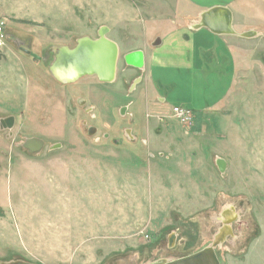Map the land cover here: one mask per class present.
I'll return each mask as SVG.
<instances>
[{
    "label": "rangeland",
    "instance_id": "rangeland-1",
    "mask_svg": "<svg viewBox=\"0 0 264 264\" xmlns=\"http://www.w3.org/2000/svg\"><path fill=\"white\" fill-rule=\"evenodd\" d=\"M227 3L234 28L260 33L232 37L230 92L201 112L219 100L230 71L210 57L191 71L172 56L174 78L158 92H167L165 110L193 107V123L171 111L155 122L128 91L139 73L123 55L148 46L161 20ZM102 25L118 45L116 80L57 81L48 67L54 49L96 38ZM0 26V119L13 124H0V263L182 257L212 241L221 225L213 216L228 203L238 215L216 249L219 261L264 264V0H0ZM30 137L43 139L36 152L21 146Z\"/></svg>",
    "mask_w": 264,
    "mask_h": 264
},
{
    "label": "water",
    "instance_id": "water-1",
    "mask_svg": "<svg viewBox=\"0 0 264 264\" xmlns=\"http://www.w3.org/2000/svg\"><path fill=\"white\" fill-rule=\"evenodd\" d=\"M233 20V12L230 7L227 5L212 6L200 12L197 20L193 21L190 27L191 29L205 28L217 35H237L245 38L258 35V32L254 29L235 32ZM108 31L109 27L102 25L97 29L96 38L80 36L73 47L67 45L56 47L53 51V60L48 66L51 75L61 83L75 82L83 76H96L97 79L105 83L114 82L118 68L119 50L117 43L109 36L107 37ZM156 42H159L158 38L155 39L154 44ZM19 49L22 52L29 53L34 58H40L38 54L27 48L20 47ZM123 61L127 66L142 71L144 69V52L141 49L127 52L123 55ZM140 81L141 78L138 76L135 83ZM92 130L95 131L96 128L93 127ZM43 144V139L30 137L26 138L21 146L36 152ZM216 162L222 171V160L217 158ZM219 215L225 218L224 221H221L225 225L237 220V212L234 210H226L219 213ZM225 225L221 228L222 234L216 233L213 235L212 241L198 251L182 257L159 259L144 264H221L216 254V248L224 241L227 230ZM0 264L37 263L12 261Z\"/></svg>",
    "mask_w": 264,
    "mask_h": 264
},
{
    "label": "crops",
    "instance_id": "crops-1",
    "mask_svg": "<svg viewBox=\"0 0 264 264\" xmlns=\"http://www.w3.org/2000/svg\"><path fill=\"white\" fill-rule=\"evenodd\" d=\"M221 5H227L230 7L229 3ZM206 8L195 6L194 9L196 11L193 12L192 17L189 16L187 20L181 19L180 17H178L177 20H161V22H167L165 25L158 22L157 27H154V29L150 31V35H152L150 44L148 46L138 45V47H136V49H141L144 52V69L138 71L129 67L131 71H138V76L141 78V81L137 84L138 87L136 86L135 92H137V94L139 93L142 102H144L145 105L147 104L146 107L148 108L145 109V113L153 116L155 122L159 123V119H163H157L156 117H166L167 113H169L173 106L172 105L170 109L165 110L164 104L168 97L167 92L164 91L163 93L161 90L158 92L160 87H166V85L170 84L174 78L171 74L173 72L170 71L171 64L174 63H169L172 56L178 57V62L180 61L187 65L185 68L189 67L191 71L195 67L199 70H204L207 65L202 62V60L207 59L208 57L213 61L216 60L217 63L219 61L223 62L226 64L227 70L230 71V79L226 85L227 87L225 88V91L220 94L219 100L213 101L207 106H204V109H201V112H207L219 108L220 103H222L230 92L235 79V62L231 46L233 42L232 37L235 36L223 34L217 35L211 33L205 28L191 29L190 27L193 21L197 20L199 13ZM189 14H191V12H189ZM157 38L159 39V42L154 44V41ZM223 57L228 58L227 63L223 61ZM148 101H151V103L149 104ZM187 101L188 103H191L189 100ZM189 109H191L194 114V108L189 107ZM145 122L144 131H142L145 136H142V140L145 144H148L149 138L153 136V132H151L152 126H149L150 123L147 121Z\"/></svg>",
    "mask_w": 264,
    "mask_h": 264
},
{
    "label": "built area",
    "instance_id": "built-area-1",
    "mask_svg": "<svg viewBox=\"0 0 264 264\" xmlns=\"http://www.w3.org/2000/svg\"><path fill=\"white\" fill-rule=\"evenodd\" d=\"M4 35H3V29L0 26V44H3V39ZM171 111V115H173V117L178 120L180 123H182L183 125H185L186 127H191L193 120H192V110L189 109L186 106L183 105H173L170 109ZM147 237H149V235H146Z\"/></svg>",
    "mask_w": 264,
    "mask_h": 264
},
{
    "label": "flooded vegetation",
    "instance_id": "flooded-vegetation-1",
    "mask_svg": "<svg viewBox=\"0 0 264 264\" xmlns=\"http://www.w3.org/2000/svg\"><path fill=\"white\" fill-rule=\"evenodd\" d=\"M20 47H24V46H19V48ZM24 48H26V47H24ZM29 50V49H28ZM32 52V51H31ZM26 53V52H25ZM29 54V53H28ZM30 55V54H29ZM54 56V55H53ZM34 58V57H33ZM35 59H37V58H35ZM131 69H133V68H131ZM138 77V76H137ZM137 77H136V79H134L133 81H132V83L130 84V86H129V88H128V91H130V92H132L131 90H133V91H135V87H136V85L137 84H135L134 85V87H132V85H133V83H134V81L135 80H137ZM139 83V82H138ZM0 124H1V126H7V127H11L13 124H12V116H10V117H8V118H1L0 119ZM128 131H130L129 129H127ZM130 136L132 137L133 135H131V133H130ZM226 210H234V208H233V206H232V204H228V203H226V205L221 209V212H219V213H222V212H224V211H226ZM238 215V214H237ZM213 218L214 219H216L217 221L218 220H220V221H224V219L225 218H223L222 216H220L219 214L218 215H216V216H213ZM221 225H220V230H218V231H216L215 232V234L216 233H219V234H222V232H221V228L225 225V224H222V222L220 223ZM225 227L227 228V230H226V235H225V237H224V240L226 241V238H227V236H228V232L230 231V229H229V227H230V224H226L225 225ZM218 228V229H219ZM223 231V230H222ZM225 241H223L222 243H224ZM221 243V244H222ZM220 244V245H221ZM219 245V246H220ZM219 246H217V248L219 247ZM216 248V249H217Z\"/></svg>",
    "mask_w": 264,
    "mask_h": 264
},
{
    "label": "bare ground",
    "instance_id": "bare-ground-1",
    "mask_svg": "<svg viewBox=\"0 0 264 264\" xmlns=\"http://www.w3.org/2000/svg\"><path fill=\"white\" fill-rule=\"evenodd\" d=\"M233 27H234V25H233ZM234 30H235V32H236V31H237V32H240V31H238L236 28H234ZM256 32H257V31H256ZM258 34H260V33L258 32ZM231 36H235V37H236L237 35H231ZM135 81H136V80H135ZM135 81H134L132 87H134V85L138 83V82L135 83Z\"/></svg>",
    "mask_w": 264,
    "mask_h": 264
}]
</instances>
